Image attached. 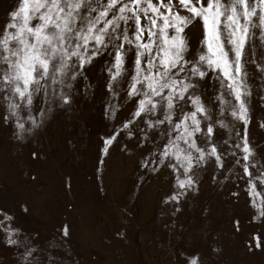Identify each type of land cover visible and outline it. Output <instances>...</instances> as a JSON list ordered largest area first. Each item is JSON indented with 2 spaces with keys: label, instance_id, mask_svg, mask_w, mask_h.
Listing matches in <instances>:
<instances>
[{
  "label": "snow or ice",
  "instance_id": "6c2138e0",
  "mask_svg": "<svg viewBox=\"0 0 264 264\" xmlns=\"http://www.w3.org/2000/svg\"><path fill=\"white\" fill-rule=\"evenodd\" d=\"M97 60L105 98L132 103L121 131L102 138L105 155L127 137L124 148L144 149L145 168L170 170L176 193L168 199L176 203L207 166L211 179L235 184L237 199L240 182L250 196L264 185V154L247 131L249 67L264 79V0H18L0 27V122L15 123L17 139L38 128L53 108L75 102ZM104 112L115 117L117 109L105 104ZM0 244L14 249L16 264H57L2 209ZM245 247L264 250V236Z\"/></svg>",
  "mask_w": 264,
  "mask_h": 264
},
{
  "label": "rangeland",
  "instance_id": "374dc122",
  "mask_svg": "<svg viewBox=\"0 0 264 264\" xmlns=\"http://www.w3.org/2000/svg\"><path fill=\"white\" fill-rule=\"evenodd\" d=\"M17 4L0 0V27ZM189 34L195 41L199 28ZM100 72L97 60L87 72L92 82L77 85L75 102L53 108L38 128L19 133V139L15 123L0 122V209L13 217V226L30 234L57 264H184L192 255L200 264H264V250L245 247L254 236H264L259 215L264 185L250 196L240 182L237 199L235 184L211 179L213 169L207 166L196 177L197 187L178 203L169 200L176 193L175 179L169 169L145 168L143 148L134 142L124 148L127 137L121 136L107 155L101 151L102 138L121 131L132 103L106 99ZM249 86L248 138L264 154V79L251 67ZM105 104L114 105L115 117L105 115ZM228 175L234 179L239 173L233 167ZM0 264H16L14 249L0 244Z\"/></svg>",
  "mask_w": 264,
  "mask_h": 264
}]
</instances>
